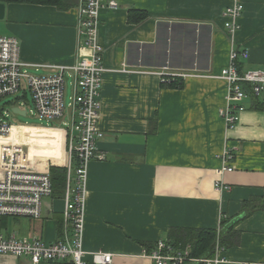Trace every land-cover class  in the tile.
Listing matches in <instances>:
<instances>
[{
	"label": "crops",
	"instance_id": "crops-1",
	"mask_svg": "<svg viewBox=\"0 0 264 264\" xmlns=\"http://www.w3.org/2000/svg\"><path fill=\"white\" fill-rule=\"evenodd\" d=\"M115 1V8L99 12L106 71L97 148L103 159L87 164L85 263L102 252L110 255V264H155L149 254L158 240L172 253L189 256L190 245H174L170 230L209 228L216 233L212 257L223 259L218 264H264V109L245 92L231 128L218 113L227 101V82L219 74L231 44L246 51L237 60L240 71L264 70V0H238L244 9L231 38L223 12L234 0ZM3 4L2 19L12 32L3 36L18 40L22 61L71 65L88 53L78 33L79 0L68 10ZM243 84L255 96L251 85ZM256 96L262 98L264 91ZM34 131L31 155L62 162V131ZM225 150L233 154V170L221 173ZM66 172L62 194L43 199L42 217L0 216V233L46 243L63 240ZM215 181L226 188L216 189ZM9 217L23 232L3 231ZM223 220L235 236L227 245L220 242ZM0 264L31 263L0 255Z\"/></svg>",
	"mask_w": 264,
	"mask_h": 264
},
{
	"label": "built area",
	"instance_id": "built-area-1",
	"mask_svg": "<svg viewBox=\"0 0 264 264\" xmlns=\"http://www.w3.org/2000/svg\"><path fill=\"white\" fill-rule=\"evenodd\" d=\"M104 6L115 8L117 2L79 0L78 33L88 53L71 65L24 62L19 57L18 40L12 36H0V99L12 96L14 101L18 97L25 98L29 93L32 109H25L23 102L16 105L11 100L10 110L17 107L25 112L24 116L30 114L46 122L45 126L19 125L8 120L7 112L0 117V216L42 217L43 199L53 192L49 167L62 165L67 170L62 211L64 239L46 243L37 238L28 240L0 233V255L27 258L31 264L65 262L68 259L73 264H86L82 243L87 164L93 159H103L98 152L97 141L103 136L98 119L102 74L106 68L101 61L98 26L99 12ZM243 9V4L234 0L223 12L224 28L229 38L239 27L238 19ZM239 57L245 58L246 51L231 44L228 64L219 74L227 82V101L225 107L218 111L227 128L236 123L238 112L243 110L239 103L246 98L242 83L250 84L255 95L264 91V70L240 71L237 67ZM30 68L45 72L32 73ZM66 82L71 86L67 105L64 103ZM39 128L62 131L65 148L62 163H47L46 157L31 155L30 150L37 142L34 130ZM232 158L229 150L222 153L221 173L233 170ZM215 187L218 190L226 188L219 181H215ZM67 229H70L69 235ZM149 257L155 264H182L187 260L198 264H218L223 261L217 254L211 258L191 259L187 251L172 253L171 247L163 240L156 242V248ZM110 262L111 257L107 253L92 255V264Z\"/></svg>",
	"mask_w": 264,
	"mask_h": 264
},
{
	"label": "trees",
	"instance_id": "trees-1",
	"mask_svg": "<svg viewBox=\"0 0 264 264\" xmlns=\"http://www.w3.org/2000/svg\"><path fill=\"white\" fill-rule=\"evenodd\" d=\"M3 3H28V4H38V5H50L54 6L60 10H68L76 5V0H0ZM242 88L245 92L253 98L256 105H259L264 109V96L259 98L251 94L250 87L247 84L242 83ZM65 167L63 166H50L49 173L52 182L53 194L54 196H59L62 194L64 179H65ZM221 232H220V242L222 245H227L228 241L233 243L235 238L232 231V226L228 225L226 220L221 222ZM226 230L223 234V231ZM170 234L172 236V243L177 246L190 245L189 257L196 258H210L214 251V241H215V230L209 228H199V229H171ZM171 237V236H170ZM200 264V263H199Z\"/></svg>",
	"mask_w": 264,
	"mask_h": 264
},
{
	"label": "rangeland",
	"instance_id": "rangeland-1",
	"mask_svg": "<svg viewBox=\"0 0 264 264\" xmlns=\"http://www.w3.org/2000/svg\"><path fill=\"white\" fill-rule=\"evenodd\" d=\"M6 23H7L6 20L0 19V36L12 35V32L10 31L9 27L7 28ZM29 70H30V72L36 73V74H42L43 72H45L43 69H39L36 71L34 68H30ZM19 96H20V92H19ZM69 96H71V86H70L69 82H66L65 91H64V103H65V105H67V103L70 101ZM12 99H13L12 96H7L5 98L0 99V117L2 116V114L4 112H7L9 115V117H7L8 120L13 121L15 124L30 125V126H39V125L45 126L46 125L45 121H40V120H38L37 117L32 116L30 114L24 116V115L12 113L10 110V104H9V101H11ZM20 102H23L22 105H24L25 109H27V110L33 108V104L31 102V97H30L29 93H27L25 98L18 97V99L14 100V101L12 100V103H15L16 105H19ZM63 151H65L64 145H63ZM51 161H53V160L47 159V163H50ZM53 162L56 164H60L63 161L60 163H58L56 161H53ZM14 220L15 219L13 217H9L7 219L6 228L3 229L4 232H7V233H13V232L18 233V231L23 232L22 231L23 226L20 223L16 224ZM22 220H24V219H22ZM25 220H27V219H25ZM35 223H36V221L32 220V222H30V225L34 226ZM28 224H29V222H28ZM86 264H89V263H86Z\"/></svg>",
	"mask_w": 264,
	"mask_h": 264
},
{
	"label": "water",
	"instance_id": "water-1",
	"mask_svg": "<svg viewBox=\"0 0 264 264\" xmlns=\"http://www.w3.org/2000/svg\"><path fill=\"white\" fill-rule=\"evenodd\" d=\"M4 10H5V5L2 2H0V19L4 17ZM12 111L20 115H24L25 113L23 110H20L17 107L12 108Z\"/></svg>",
	"mask_w": 264,
	"mask_h": 264
}]
</instances>
